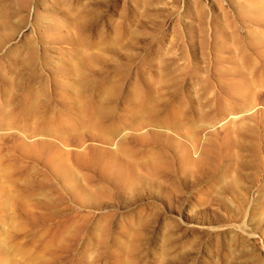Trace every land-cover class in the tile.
Segmentation results:
<instances>
[{
	"label": "rangeland",
	"instance_id": "rangeland-1",
	"mask_svg": "<svg viewBox=\"0 0 264 264\" xmlns=\"http://www.w3.org/2000/svg\"><path fill=\"white\" fill-rule=\"evenodd\" d=\"M0 264H264V0H0Z\"/></svg>",
	"mask_w": 264,
	"mask_h": 264
}]
</instances>
